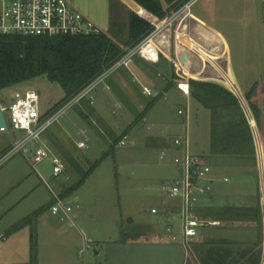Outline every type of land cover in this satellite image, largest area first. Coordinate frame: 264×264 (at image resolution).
<instances>
[{"label":"crops","instance_id":"1","mask_svg":"<svg viewBox=\"0 0 264 264\" xmlns=\"http://www.w3.org/2000/svg\"><path fill=\"white\" fill-rule=\"evenodd\" d=\"M70 1L77 9L84 12L101 27H103V23L106 24L103 18L105 17L110 0ZM128 1L122 0L121 3L123 10H127L129 18L132 6ZM97 8H99L98 16L96 14ZM143 10L148 16H151L148 11ZM96 17L98 20L95 19ZM184 18L187 19L188 24ZM183 19L184 21H182ZM117 23L112 20L111 24H109V30L114 35L118 32ZM175 27L173 25L172 29H177L179 34L184 31L187 35L188 40L185 44H179V34L177 37L170 30L163 32L158 38L161 48L159 60L156 63L135 58L129 67H122L113 73L111 75L112 80L106 82L109 88L102 84V89L111 91L112 98L117 106L113 110L114 113L119 109L121 112L131 114V111L137 108L140 109L141 113L144 110L147 112L154 105L150 106V101L159 93L162 94L160 98L173 97L175 100H178L182 104L181 106L188 112L187 115L180 114L184 115L182 120L185 124L188 123L191 126V131H195V133L204 132L207 136L208 153L200 155L206 156L211 165L212 161L215 163V160H218L219 167L230 168V175L225 174L222 177L220 176V179L227 182L230 180V184L236 180L237 184H231L230 194L221 193L222 198L217 200L214 193V184L220 179L213 174L212 169V189L202 196L199 206L200 210L202 207H206L207 210L206 213L202 210L198 213L214 223L201 228L198 235L188 245L183 243L179 235V222L177 214H175L178 206L177 200L166 197V199L151 207L164 210L163 215L161 212L156 214L150 210L154 216L147 222H138L133 217H129L127 218V222L134 225L136 227L135 230L126 231L120 228L114 236L111 235L109 239H102L104 260L98 264H264V24L262 27V44L257 42L255 35L258 30L255 28L254 38L250 40L252 43L239 42V45L234 48L224 33L201 14L188 11L181 17L179 27L176 25ZM125 29L124 27L123 31ZM127 30L129 36V29ZM107 34L110 36L109 33ZM220 36L223 37L227 47H225ZM124 40V43H126L128 38ZM193 42L196 46L193 45ZM198 50L204 52V56L199 54ZM147 63L151 67H154V72L148 69ZM228 63L230 65H227ZM171 69L182 73L183 76H186V79H174L173 86L165 88V84L167 83L166 77L167 75L170 76ZM189 78L211 83H215V80L222 81L230 89L228 90L237 97L248 123V128L252 133L254 158L245 152L241 154L240 152L230 151V155H213L210 153L212 143V112L193 98L190 92L185 94L178 87V83L189 84ZM144 86L149 87L153 91L152 96L145 93ZM253 87L252 101L259 110L257 117L250 108L245 96L246 92ZM27 89L34 90L32 88ZM98 96L99 98L95 97V101L93 102L95 117L90 116L92 124L88 125L86 123V126H92L94 129L97 128L100 134L103 135L106 134L105 131L108 129L107 124L111 128L112 125L106 120L104 114L96 105L97 103L102 108L106 102L103 94ZM239 96L243 97L247 107ZM181 106L177 108V112ZM81 111L83 114L87 113L84 107L81 108ZM96 117L101 119L102 122H99ZM182 120L180 122L172 120L171 125L167 124L165 129L162 128L155 132L152 131L153 127L151 126L153 125L148 126L144 123L146 130L152 131V133L147 132L146 136L153 143L159 145L161 151L166 150L172 156L177 152L173 142L178 132L181 131V126H183ZM179 123L180 126L178 127ZM11 130L13 131L11 132V136L0 135V154L12 144L14 134L17 132L21 133L18 130ZM85 130L83 128L82 132L85 133ZM128 133L130 135V132ZM47 139L48 137L43 136L41 138L42 143L52 153L58 155L48 144ZM249 142L248 135L245 136L243 128L241 138H230V149L248 148ZM33 147L34 144H30L26 151L20 152L21 159L24 158L27 161L32 167L33 172L37 174L41 182L51 191L48 182L37 172V163L34 164L31 161ZM33 174L32 172H27L23 167H18L4 182L3 186L0 187V203L7 199L0 207V213L5 215V217L1 216V218H5V221H0L3 224V231L0 232H3L6 238L9 234L11 238L13 234L18 233L20 230H25V228L31 230L30 225L17 230H13L12 227L23 217L41 206L45 200L41 198L40 194H36L38 189L35 186L31 185L29 188L23 187L28 178L33 176ZM221 191L227 192L222 189ZM27 200H29L28 203L23 206ZM50 200L46 202L48 203ZM222 207L227 208V214L222 216L211 214V209ZM17 209L19 210L16 211ZM13 211H15V215L7 218ZM173 215L174 217L168 220V217ZM41 218L42 214L37 218L36 228L40 226ZM170 223L173 226L172 233L166 230V227ZM30 236L31 239L29 241L32 246V234ZM0 240H5V238ZM90 241H92L91 238Z\"/></svg>","mask_w":264,"mask_h":264},{"label":"rangeland","instance_id":"2","mask_svg":"<svg viewBox=\"0 0 264 264\" xmlns=\"http://www.w3.org/2000/svg\"><path fill=\"white\" fill-rule=\"evenodd\" d=\"M121 1L110 0L108 3V9L103 18L108 25L103 23L101 27L92 20L103 31L109 33L115 42L123 45L125 44L124 39L128 38L129 18L127 10H123ZM97 9L96 14L99 11V8ZM188 11L201 14L213 22L224 33L233 48L238 46L239 42L252 43L250 40L254 38L255 28L258 30L255 35L257 42L261 44L263 42L264 0H193ZM95 19L98 20L97 17ZM112 20L115 23L118 22L116 35L109 30ZM176 20L178 21L174 23V27L175 25L179 27L181 19ZM185 22L188 24L187 19ZM124 27L125 31H123ZM168 30L175 33L172 25L166 29ZM220 37L227 47L223 37ZM193 45L196 46L194 42ZM199 51L198 53L204 56V52ZM148 65V69L154 72V67ZM111 80L112 76H109L105 82ZM27 88H32L38 93L41 114L47 113L64 96V91L57 82L50 81L45 75H41L0 89V99L6 105L12 100L16 91L24 92L28 90ZM100 94L104 96L105 105L102 108L97 103L96 105L112 125L111 128L107 124L106 134L101 135L97 128L86 126L87 122L81 116L80 110L84 107L89 112V109L82 102L68 109L45 131L43 136L48 137V144L66 163L65 175L56 178L52 175L51 155L36 164L37 172L48 182L51 191L41 182L27 161L24 158L21 159V153L15 154L0 165V187L18 167L34 173L23 187L29 188L33 185L38 189L36 194H40L41 198L45 199L38 207L40 208L47 203L46 201L53 198L52 191L61 193L64 187L76 181L79 176L77 168L85 171L98 162L81 187L66 198L62 197L73 207L72 211L66 213L63 208H60L57 213H52L50 207L41 213L40 226L36 228V264H98L103 262L101 240L109 239L111 235L114 236L120 228L126 231L135 230L136 227L127 222L129 217H133L138 222L150 221L154 216L150 212L151 207L166 199L160 190L161 182L169 181L178 175V170L170 156L171 153H166L165 159L160 158L161 148L146 136L149 130H146L144 123L148 126L153 125L151 126L152 131L155 132L162 128L165 129L167 124L171 125L172 120L180 122L184 115L178 114L177 108L182 104L173 97L159 98L147 112L145 111V118L141 117L130 129V135L127 132L129 135L127 144L121 146L117 143L111 150L115 144L111 134L121 137L125 133V128L135 121L141 112L137 108L132 110L131 114L121 112L119 109L114 113L113 110L117 106L111 91L103 90L100 85L95 89L94 96L98 99ZM5 115L8 117L7 111ZM182 122L183 129L181 128L178 134H185L188 130V123L185 124L183 120ZM190 127L188 133L190 152L207 154L206 134L204 132L195 133ZM83 128L86 129L85 134L89 137L85 148L78 144L84 137ZM11 132L13 131L9 128L7 131H0V135L11 136ZM20 135L19 132L15 133L12 141ZM106 153H108L107 156ZM70 157L75 160L74 165L70 163ZM215 161L216 164L212 161V169L216 177L220 179L225 174L230 175V168H221L218 166V160ZM231 184H237L236 180ZM231 184L230 180L227 182L220 179L215 182L214 193L217 200L222 198L221 193L230 194ZM221 189L227 192H222ZM6 200L0 203V207ZM28 201L24 202L23 206ZM14 215L15 211L7 218ZM1 216L5 217V215L0 213V221H5V218ZM2 225L0 222V231H3ZM31 234L32 231L25 228L13 234L11 238L10 234L7 238L5 235V240H0V264H32L30 261L31 242L29 241Z\"/></svg>","mask_w":264,"mask_h":264},{"label":"built area","instance_id":"3","mask_svg":"<svg viewBox=\"0 0 264 264\" xmlns=\"http://www.w3.org/2000/svg\"><path fill=\"white\" fill-rule=\"evenodd\" d=\"M192 2L193 0H189L172 14L154 22L152 31L140 42L127 46L112 65L89 82L78 94L52 112L42 116L39 95L35 90L15 92L8 104L1 105L6 126L0 127V131H7L11 128L21 131V135L0 154V165L15 154L26 151L30 144H34L31 155L32 163L36 164L51 155L53 176L65 175V161L42 143V135L68 109L80 104L83 98H87L93 103L95 89L102 84L109 88L105 82L106 78L122 67H129L135 58L156 63L160 54V47L156 39L171 25L173 27L174 23L178 21L176 19H181L188 12ZM102 32L103 30L88 15L77 9L70 0H0V34L56 36L65 34L98 35ZM178 34V31L175 30L177 37ZM178 87L183 93H189L188 83H178ZM143 89L147 95H153V91L149 87L144 86ZM6 111L8 117L5 115ZM178 113L188 114L184 108L178 109ZM82 133L84 137L78 144L85 148L89 137L84 132ZM127 142L128 135L125 134L118 144L124 146ZM173 145L177 152L171 156V159L178 170V175L169 181H162L160 190L165 197L177 200L178 206L175 214H177L179 222V235L183 243L188 245L198 235L201 228L214 223L197 211L202 196L208 193L213 186L212 165L206 156L190 152L187 131L185 134H178L174 138ZM166 153V150H162L160 158L165 159ZM52 195L54 199L51 205L52 213H57L60 208H63L66 213L72 211L73 207L60 196V193L53 192ZM151 212L164 214V210L157 207L151 208ZM172 217L174 215L168 217V220ZM166 230L169 233L173 232L172 223L168 224ZM4 238L5 235L0 233V239Z\"/></svg>","mask_w":264,"mask_h":264},{"label":"trees","instance_id":"4","mask_svg":"<svg viewBox=\"0 0 264 264\" xmlns=\"http://www.w3.org/2000/svg\"><path fill=\"white\" fill-rule=\"evenodd\" d=\"M132 1H128L132 9L129 12V36L125 45L115 42L105 32L98 35L65 34L56 36L0 34V89L41 75H45L50 81L57 82L62 87L64 96L47 113L42 114L44 116L74 97L89 82L112 65L122 54L125 46L135 45L140 42L152 31L154 22L172 14L189 0ZM143 9L148 11L151 16H148ZM187 40L185 32H180L179 44H185ZM156 42L160 47L158 39H156ZM166 79L165 88H170L174 84V79H186V76L171 69L170 76L167 75ZM188 82L190 95L212 112V143L210 153L213 155H230V151L240 152L241 154L245 152L254 158L252 133L248 128V123L237 97L228 89L215 83L192 78H189ZM253 91L254 87L246 92L245 96L250 108L257 117L259 110L252 101ZM161 95L159 93L154 96L149 105H153ZM240 99L247 107L243 97H240ZM81 102L85 103L89 112L86 114H83L81 110L80 112L88 125H91L92 120L90 116L95 115L93 103L87 98H83ZM144 113L145 110L142 111L135 121L128 125L123 135L130 131L135 123L144 116ZM97 120L102 122L99 118ZM243 128L245 136L248 135L250 141L249 147L245 149H230V138H241ZM111 135L115 141V144L111 147V150H113L123 135L121 137L114 134ZM105 155L107 156L108 153ZM69 161L73 165L75 164V160L71 157ZM97 164L98 162L85 171L76 167L79 170L78 178L74 183L64 187L60 196L66 198L81 187ZM53 202L54 199L52 198L44 206L23 217L12 227L13 230H17L27 225L31 226L32 264H36L37 218L42 212L50 208ZM201 210L206 213L207 209L206 207H202ZM201 210L197 209L198 212ZM210 212L215 216H222L227 214V208L211 209Z\"/></svg>","mask_w":264,"mask_h":264},{"label":"water","instance_id":"5","mask_svg":"<svg viewBox=\"0 0 264 264\" xmlns=\"http://www.w3.org/2000/svg\"><path fill=\"white\" fill-rule=\"evenodd\" d=\"M214 82L219 84V85H221V86H223V87H226L227 89H229L228 86L222 81L215 80ZM1 105H2V103L0 101V127L6 126V120H5L4 113L2 111V106Z\"/></svg>","mask_w":264,"mask_h":264}]
</instances>
